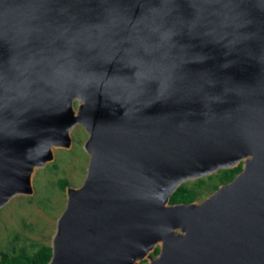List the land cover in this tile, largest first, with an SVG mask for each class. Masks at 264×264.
I'll use <instances>...</instances> for the list:
<instances>
[{
  "label": "water",
  "instance_id": "water-1",
  "mask_svg": "<svg viewBox=\"0 0 264 264\" xmlns=\"http://www.w3.org/2000/svg\"><path fill=\"white\" fill-rule=\"evenodd\" d=\"M78 126L47 264H264V0H0V209Z\"/></svg>",
  "mask_w": 264,
  "mask_h": 264
},
{
  "label": "rangeland",
  "instance_id": "rangeland-1",
  "mask_svg": "<svg viewBox=\"0 0 264 264\" xmlns=\"http://www.w3.org/2000/svg\"><path fill=\"white\" fill-rule=\"evenodd\" d=\"M71 135V149L55 150L54 160L35 172L33 194L17 196L0 209V246L3 252L11 253L31 244L50 245L56 221L66 203V187L61 189L58 182L66 179L68 186L79 187L88 165V156L83 149L86 133L78 126ZM197 190L198 202L213 192L210 185ZM140 264L148 263L144 260Z\"/></svg>",
  "mask_w": 264,
  "mask_h": 264
},
{
  "label": "trees",
  "instance_id": "trees-1",
  "mask_svg": "<svg viewBox=\"0 0 264 264\" xmlns=\"http://www.w3.org/2000/svg\"><path fill=\"white\" fill-rule=\"evenodd\" d=\"M241 166L230 170H222L207 178L194 181L192 184L181 185L171 196L170 203H191L197 200L198 190L204 185H210L215 191L220 185L226 184L240 172ZM61 189L69 185L66 179L59 180ZM158 253L155 249L153 255ZM52 252L50 245L31 244L20 247L11 253L3 252L0 246V264H47L51 258Z\"/></svg>",
  "mask_w": 264,
  "mask_h": 264
},
{
  "label": "flooded vegetation",
  "instance_id": "flooded-vegetation-1",
  "mask_svg": "<svg viewBox=\"0 0 264 264\" xmlns=\"http://www.w3.org/2000/svg\"><path fill=\"white\" fill-rule=\"evenodd\" d=\"M153 255V254H152ZM157 255V254H156ZM156 255H153V256H156Z\"/></svg>",
  "mask_w": 264,
  "mask_h": 264
}]
</instances>
